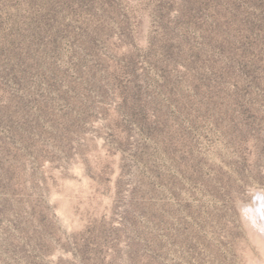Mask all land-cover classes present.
<instances>
[{"label": "rangeland", "instance_id": "374dc122", "mask_svg": "<svg viewBox=\"0 0 264 264\" xmlns=\"http://www.w3.org/2000/svg\"><path fill=\"white\" fill-rule=\"evenodd\" d=\"M258 194L264 0H0V264H264Z\"/></svg>", "mask_w": 264, "mask_h": 264}, {"label": "bare ground", "instance_id": "6f19581e", "mask_svg": "<svg viewBox=\"0 0 264 264\" xmlns=\"http://www.w3.org/2000/svg\"><path fill=\"white\" fill-rule=\"evenodd\" d=\"M263 198L264 197L261 194H258V195H256V198L254 199V202L251 204V206H249V207L247 206L248 209H246V207H245L248 214H250L249 217L251 218L252 222L255 224L257 229L261 230V231L262 230L264 231V226H262V225H264V199ZM252 225H251V227H252ZM258 232L259 231H257V233Z\"/></svg>", "mask_w": 264, "mask_h": 264}, {"label": "clouds", "instance_id": "9594fccd", "mask_svg": "<svg viewBox=\"0 0 264 264\" xmlns=\"http://www.w3.org/2000/svg\"><path fill=\"white\" fill-rule=\"evenodd\" d=\"M262 226H264V225H262Z\"/></svg>", "mask_w": 264, "mask_h": 264}]
</instances>
